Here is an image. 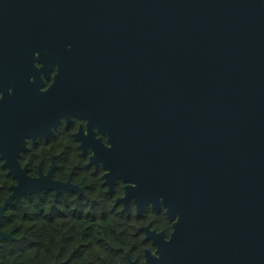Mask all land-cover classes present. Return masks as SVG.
<instances>
[{"label": "water", "instance_id": "water-1", "mask_svg": "<svg viewBox=\"0 0 264 264\" xmlns=\"http://www.w3.org/2000/svg\"><path fill=\"white\" fill-rule=\"evenodd\" d=\"M103 3L0 0V53L53 45L68 50L75 74L96 87L100 78L90 112L118 120L121 135L108 140L106 184L134 183L124 190L137 211L162 205L172 222L168 240L148 237L150 264H264V82L251 81L254 58L217 39L190 3L117 0L116 14ZM10 174L19 182L10 199L38 193L35 180Z\"/></svg>", "mask_w": 264, "mask_h": 264}, {"label": "flooded vegetation", "instance_id": "flooded-vegetation-1", "mask_svg": "<svg viewBox=\"0 0 264 264\" xmlns=\"http://www.w3.org/2000/svg\"><path fill=\"white\" fill-rule=\"evenodd\" d=\"M181 1L182 7L191 4L199 23L211 26L217 39L254 58L251 81L264 82V0ZM105 4L115 14L119 10L117 0ZM72 67L68 50L59 54L53 45H40L18 59L0 53V232L10 236L0 241V264H150L158 254L148 237L163 232L168 240L172 222L162 205L137 211L135 199L124 190L135 184L121 176L109 189L106 150L109 138L121 137L114 133L118 120L90 112L105 86L99 78L96 87L95 77L86 79L84 70L75 74ZM10 172L26 174L21 178L25 186L26 178L35 180L38 193L10 199L11 188L19 183ZM106 209L118 243L91 244V236L104 240ZM14 211L21 214V227L29 229L33 222L39 231H50L53 251L60 252L54 261L41 260L46 254L40 252L34 261L22 259L25 253L17 255L11 244L17 240L10 229Z\"/></svg>", "mask_w": 264, "mask_h": 264}, {"label": "trees", "instance_id": "trees-1", "mask_svg": "<svg viewBox=\"0 0 264 264\" xmlns=\"http://www.w3.org/2000/svg\"><path fill=\"white\" fill-rule=\"evenodd\" d=\"M14 213L16 215L15 217H14ZM105 213H106V218L104 221V225H105L104 240L101 241V239L98 240V238L100 237L91 236L90 237L91 244H105L106 245V244H117L118 243L117 238H120V236L119 237L117 236V228L114 227V224H113L114 220L112 216L109 215L108 209L105 210ZM10 219H11L10 229L15 231V237L17 238V240L11 244L14 246L13 250L16 251L17 255L25 253V255L22 256V259L31 260V261L38 260V258L35 255L38 254V252H40V253L46 254V257H44L41 260H47V261L53 260L54 261L56 259L55 254L57 255L60 254V252L53 251L52 242H51V233H49L50 231L46 232L45 231L46 229H44L42 232L39 231L38 224L35 226L33 225V222L29 223V229H27V226L22 225L25 228L23 230V227H21L20 225V221L22 219H21V214L19 212H15V211L12 212ZM46 228H48V226H46ZM121 237L123 238L124 236L122 235ZM63 244H66V242ZM23 246H30L31 248L24 249L22 248ZM36 246H43V249L38 251L36 248L35 250Z\"/></svg>", "mask_w": 264, "mask_h": 264}]
</instances>
